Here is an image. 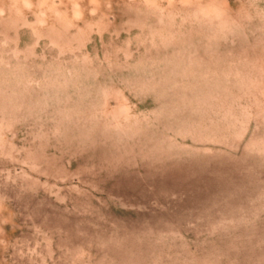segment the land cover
Segmentation results:
<instances>
[{
	"label": "rangeland",
	"instance_id": "374dc122",
	"mask_svg": "<svg viewBox=\"0 0 264 264\" xmlns=\"http://www.w3.org/2000/svg\"><path fill=\"white\" fill-rule=\"evenodd\" d=\"M0 264H264V0H0Z\"/></svg>",
	"mask_w": 264,
	"mask_h": 264
}]
</instances>
